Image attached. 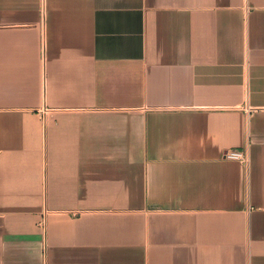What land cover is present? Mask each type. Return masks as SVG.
I'll use <instances>...</instances> for the list:
<instances>
[{"label":"crops","instance_id":"obj_1","mask_svg":"<svg viewBox=\"0 0 264 264\" xmlns=\"http://www.w3.org/2000/svg\"><path fill=\"white\" fill-rule=\"evenodd\" d=\"M0 264H264V0H0Z\"/></svg>","mask_w":264,"mask_h":264},{"label":"built area","instance_id":"obj_2","mask_svg":"<svg viewBox=\"0 0 264 264\" xmlns=\"http://www.w3.org/2000/svg\"><path fill=\"white\" fill-rule=\"evenodd\" d=\"M225 157L232 160H239L244 163H247L249 160L247 153L244 150H240V149L227 150Z\"/></svg>","mask_w":264,"mask_h":264}]
</instances>
